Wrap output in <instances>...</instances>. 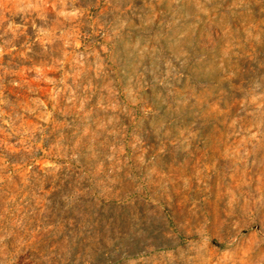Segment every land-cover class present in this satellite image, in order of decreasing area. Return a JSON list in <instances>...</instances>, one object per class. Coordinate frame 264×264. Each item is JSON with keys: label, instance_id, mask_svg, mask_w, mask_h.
Instances as JSON below:
<instances>
[{"label": "clouds", "instance_id": "9594fccd", "mask_svg": "<svg viewBox=\"0 0 264 264\" xmlns=\"http://www.w3.org/2000/svg\"><path fill=\"white\" fill-rule=\"evenodd\" d=\"M0 264H264V0H0Z\"/></svg>", "mask_w": 264, "mask_h": 264}]
</instances>
